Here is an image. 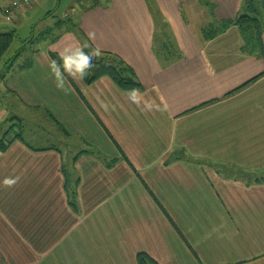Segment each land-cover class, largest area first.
I'll use <instances>...</instances> for the list:
<instances>
[{
  "label": "crops",
  "instance_id": "obj_1",
  "mask_svg": "<svg viewBox=\"0 0 264 264\" xmlns=\"http://www.w3.org/2000/svg\"><path fill=\"white\" fill-rule=\"evenodd\" d=\"M12 1L0 0V20ZM56 1L11 24L54 16ZM244 3H75V28L35 46L32 68L20 69L22 57L3 67L0 122L42 111L85 149L15 141L0 152V264H137L139 254L157 264H264V54L244 52L235 26L204 34L236 20ZM164 35L169 54L157 44ZM90 48L122 59L144 91L67 71L58 87L50 53Z\"/></svg>",
  "mask_w": 264,
  "mask_h": 264
},
{
  "label": "trees",
  "instance_id": "obj_2",
  "mask_svg": "<svg viewBox=\"0 0 264 264\" xmlns=\"http://www.w3.org/2000/svg\"><path fill=\"white\" fill-rule=\"evenodd\" d=\"M237 27L244 40V52L247 54H264V1L263 0H245L243 6V13L238 16L234 21H225L219 24L213 23L210 27L204 30V34L207 39H213L217 35L226 32L231 27ZM75 28V23L73 21L58 20L56 24L45 33H42L35 44L39 45L38 42L46 40L48 35L53 31L58 33L52 39L56 42L60 36ZM17 33L15 31L0 34V63L10 51L13 46ZM159 40V39H158ZM35 36L29 41H26L22 46L21 50L13 57L9 64L7 65V70L12 68L18 59L22 57V53L26 50L27 46L35 45ZM158 45H161L160 50L163 52L171 53L172 43L170 38L166 35L157 41ZM86 53H91L93 55V67L90 68L86 73L81 74L85 83L91 85L102 78H110L114 84L122 91L125 92H143L144 88L142 84L138 81L133 69L128 66L122 59L118 56L100 52L99 56L95 55L96 50L87 49L84 50ZM51 59L58 66V68L65 74L66 71L63 70V59L56 54L50 53ZM33 60L29 58L26 60L24 65L20 68L21 70H27L32 68ZM54 120V119H53ZM15 141L24 142L22 136L17 134L14 141L5 143L0 141V152H5ZM137 264H157L152 258L146 254H139L137 256Z\"/></svg>",
  "mask_w": 264,
  "mask_h": 264
},
{
  "label": "rangeland",
  "instance_id": "obj_3",
  "mask_svg": "<svg viewBox=\"0 0 264 264\" xmlns=\"http://www.w3.org/2000/svg\"><path fill=\"white\" fill-rule=\"evenodd\" d=\"M99 1L104 0H60L56 1L53 8L52 17L46 18V16H34L32 19L27 21H20L17 27H14L13 20L23 13L21 11L15 17H13L12 23L7 22L3 16V19L0 20L1 27H5L2 31L17 33L15 42L11 47L10 51L6 54L2 62L0 63V81L3 79L2 69L7 67L10 60L15 57V55L21 50L22 46L26 41H29L32 37L35 36V42H37L38 37L45 33L47 30L54 26L57 20H64L65 22L71 21V8L73 5L78 4L79 8H87L92 5H96ZM10 5V4H9ZM8 5V6H9ZM84 5V7H83ZM33 6V5H32ZM87 6V7H86ZM7 7V6H6ZM31 7V6H30ZM5 8V7H4ZM29 8V7H28ZM27 9V8H26ZM80 9V10H81ZM5 20V21H4ZM0 34L2 32L0 31ZM58 33L53 31L50 33L46 40L38 42L39 45L35 44L32 46H27L26 50L22 53V59L19 60V63H25L27 59L33 57V50L35 46H42L46 44H53L51 38L57 36ZM51 37V38H50ZM4 102V96L0 93V119L4 116V107L2 104ZM25 122H23L19 117H15L11 114L5 115L4 120L0 122V141L12 142L14 141L17 134L22 136V139L28 144L30 148H61L64 149L66 146H69L68 149L72 153H77L81 149H85L84 147L76 144L73 140L67 141L66 139H62L64 136L62 135V131L56 124L42 111H25ZM18 115L24 114V111L16 113ZM66 140V141H65ZM14 143V142H13ZM44 149V150H45Z\"/></svg>",
  "mask_w": 264,
  "mask_h": 264
},
{
  "label": "clouds",
  "instance_id": "obj_4",
  "mask_svg": "<svg viewBox=\"0 0 264 264\" xmlns=\"http://www.w3.org/2000/svg\"><path fill=\"white\" fill-rule=\"evenodd\" d=\"M96 56L100 55L99 50L95 52ZM63 59V70L67 71L70 75L75 73L84 74L90 68L93 67V55L91 53H86L82 49L78 52V54L74 57L65 56ZM55 75L58 82V87H63V75L59 68L55 69ZM132 99L136 102H140V98L136 93L132 94ZM146 107H150V105H146ZM5 183H14V181H5Z\"/></svg>",
  "mask_w": 264,
  "mask_h": 264
},
{
  "label": "built area",
  "instance_id": "obj_5",
  "mask_svg": "<svg viewBox=\"0 0 264 264\" xmlns=\"http://www.w3.org/2000/svg\"><path fill=\"white\" fill-rule=\"evenodd\" d=\"M39 1L41 0H13L3 9V16L7 22H12L13 17Z\"/></svg>",
  "mask_w": 264,
  "mask_h": 264
}]
</instances>
